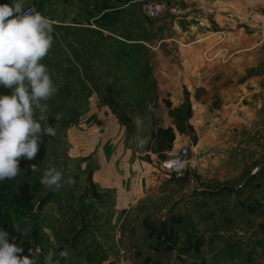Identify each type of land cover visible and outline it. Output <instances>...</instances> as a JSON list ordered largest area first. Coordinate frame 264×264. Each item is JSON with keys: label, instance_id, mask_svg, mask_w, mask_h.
Wrapping results in <instances>:
<instances>
[{"label": "rangeland", "instance_id": "obj_1", "mask_svg": "<svg viewBox=\"0 0 264 264\" xmlns=\"http://www.w3.org/2000/svg\"><path fill=\"white\" fill-rule=\"evenodd\" d=\"M150 1L162 6L160 17L143 15L139 0H115L98 8V0H67L63 5L56 0L50 9L45 3L37 5L35 10L53 25L52 47L41 62L57 90L45 101L48 111L41 127L47 123L55 135L42 132L35 157H21L18 175L0 181V228L23 249L17 255H32L37 264H44L46 255L56 259L66 248L70 255L60 258L61 264H114L123 249L129 264H143L145 257L173 264L175 252L186 253L191 246L183 232L187 213L174 214V200L185 201L187 177L197 182L202 173L185 169L171 197L174 179L161 161L186 146L188 134L191 142L197 141L188 113L200 114L199 126L204 128L219 123L211 109L202 110L198 102L204 84L215 87L225 77L243 83L237 95L242 103L259 96L257 118L243 114V124L258 126L259 139L264 140V0H173L170 5L168 0ZM113 7L111 21L90 20L102 8ZM54 14L67 15V21L58 23L60 28L52 21ZM252 76L258 80L246 86ZM169 121L178 136L174 148L170 134L158 130ZM190 150L189 159L200 157L197 148ZM49 163L62 173L55 192L40 183ZM22 182H28L33 194L31 210L13 202ZM201 187L195 184L192 192L196 205L202 200ZM223 199L210 203L228 210L218 215H230L235 225L242 215L236 218L233 201ZM182 205L184 210L186 202ZM173 216L184 223H172ZM168 226L178 236L175 244L163 241L164 235L157 237L159 232L170 233ZM17 227L30 231L22 235Z\"/></svg>", "mask_w": 264, "mask_h": 264}, {"label": "crops", "instance_id": "obj_2", "mask_svg": "<svg viewBox=\"0 0 264 264\" xmlns=\"http://www.w3.org/2000/svg\"><path fill=\"white\" fill-rule=\"evenodd\" d=\"M55 1L25 0L24 5L33 4L37 10V5L45 3L46 7L50 9ZM66 1L59 0V3L61 2L63 5ZM7 2L9 0H2L1 3ZM208 2L212 3L209 0ZM114 3L115 0H98L96 8L100 5L107 6ZM168 4H174V1L170 2L168 0ZM114 9V7L112 9L102 8L101 11L94 13L90 20L97 19L106 22L110 19L111 21L113 16L115 17V14L112 13L115 12ZM54 15L57 18L53 17L52 21L57 23L56 26L60 28L58 23L67 21L64 18L67 15ZM69 21L76 24L73 16H69ZM73 22L69 24H74ZM100 30L102 31V29ZM239 69V75L241 76V68ZM236 75L235 72V77ZM229 79H232V76ZM247 80L249 82L245 83L246 86H248V83L252 86L254 80H258V77L252 76ZM212 86L208 87L204 84L198 102L202 103V110L211 109V115L214 114L219 123L217 125L212 123L213 125L204 128L202 125L199 126L200 114L195 113V111L188 113V126L193 129L192 133L194 135L197 136L198 133L199 136L197 141L191 142L188 134L186 143H192V150L194 151L197 148L200 157L194 156L189 159L191 148L186 144L185 147L189 149L186 170L193 167L202 174L197 175L201 178L197 182L194 181V177H187L186 186L189 194L185 201L181 198L174 200L177 204L174 205L173 213L178 215L187 213V223L183 232L185 234L184 239L191 246L189 245L188 248L185 245L186 253L175 252L172 257L173 264H264V238L260 229V226L264 225V171L260 169L261 166H264V140L259 139L258 126L256 127L253 124L244 126L243 124V114L257 118L256 111L262 106V101L259 102L260 97L253 95L250 97V101L242 103L237 95L240 94L243 83H238L235 80L227 82L224 77L216 82L215 87ZM254 90H249V93ZM239 102L241 105L238 104ZM159 127L162 128L158 130L170 134L172 139L170 144L174 148L178 140L176 127L171 121L161 124ZM152 131L155 132V128ZM200 138L202 140H199ZM244 138L247 140L243 141ZM170 177L174 179L170 184L172 186L171 190L179 183L180 179L184 178ZM150 178L151 176L147 179L148 182L151 180ZM112 180H114V177ZM122 180L126 182L124 178ZM138 180H141V177H138ZM195 184H198L199 187L202 186L198 192H203L202 200H199L198 205H196L195 196L192 194L195 190ZM172 192L173 190L170 192L171 197H173ZM160 194L158 193V195ZM215 198H224L222 201L232 200L233 213L236 218L237 214L242 215L241 220L234 225L230 215H223V217L218 215V213L228 210H225L222 205H211L210 202L214 201ZM184 202H186V208L183 210L182 204ZM124 214H128L130 217L127 211ZM171 222L184 223L183 220L181 221L179 217L175 216L172 217ZM167 228L168 230H166H171V233L165 235L160 232L159 239L164 235L163 241L167 243L172 241L171 243L175 244L178 242V236L175 237L172 227L168 226ZM169 236H171L170 239ZM183 241L181 243H184ZM155 259L158 262L162 261L158 257Z\"/></svg>", "mask_w": 264, "mask_h": 264}, {"label": "clouds", "instance_id": "obj_3", "mask_svg": "<svg viewBox=\"0 0 264 264\" xmlns=\"http://www.w3.org/2000/svg\"><path fill=\"white\" fill-rule=\"evenodd\" d=\"M25 0L0 3V181L16 177L20 171L19 159H33L38 151L41 134L55 135L47 123L45 103L55 92L49 70L41 61L53 43V25L50 19L35 9L24 10ZM57 119V117H55ZM139 123V121L137 122ZM140 144L144 140L138 141ZM33 172L35 164L30 165ZM40 183L52 192L61 187L62 173L53 164L43 170ZM22 235L30 227H17ZM23 249L9 238V232L0 228V264H37L32 255H17ZM70 255L60 249L58 258L44 257V264H61Z\"/></svg>", "mask_w": 264, "mask_h": 264}, {"label": "built area", "instance_id": "obj_4", "mask_svg": "<svg viewBox=\"0 0 264 264\" xmlns=\"http://www.w3.org/2000/svg\"><path fill=\"white\" fill-rule=\"evenodd\" d=\"M140 2V10L143 15L147 16L148 18H158L160 17L163 9L162 6L150 1V0H139ZM35 9L33 4H25L24 10H32ZM193 108V106H192ZM188 149L185 146L179 147L177 150L172 151L169 155H167L161 161V168L175 178H181L185 169L187 168L188 161ZM119 235L120 232L115 234L114 242L117 245L119 242ZM127 255L123 249L118 250L117 259L114 261V264H129L127 259Z\"/></svg>", "mask_w": 264, "mask_h": 264}, {"label": "trees", "instance_id": "obj_5", "mask_svg": "<svg viewBox=\"0 0 264 264\" xmlns=\"http://www.w3.org/2000/svg\"><path fill=\"white\" fill-rule=\"evenodd\" d=\"M171 140L172 139L169 137V142H171ZM12 198L14 204L19 208L25 210H31L33 208V202H32L33 194L31 192L30 185L28 184V182H22L18 184L16 186V190L13 193ZM145 228L150 229L151 230L150 233L155 231V229L152 226H145ZM260 229L262 231L264 238V225H261ZM159 236H160V232L158 233L157 237ZM170 238L171 236H169V239ZM143 264H161V263L158 261L157 262L152 261L150 257H145L143 260Z\"/></svg>", "mask_w": 264, "mask_h": 264}]
</instances>
